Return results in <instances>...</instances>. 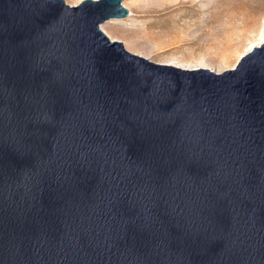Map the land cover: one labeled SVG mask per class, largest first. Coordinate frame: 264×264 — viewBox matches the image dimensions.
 <instances>
[{"label": "water", "instance_id": "1", "mask_svg": "<svg viewBox=\"0 0 264 264\" xmlns=\"http://www.w3.org/2000/svg\"><path fill=\"white\" fill-rule=\"evenodd\" d=\"M121 2L0 0V264H264V40L156 63Z\"/></svg>", "mask_w": 264, "mask_h": 264}, {"label": "rangeland", "instance_id": "2", "mask_svg": "<svg viewBox=\"0 0 264 264\" xmlns=\"http://www.w3.org/2000/svg\"><path fill=\"white\" fill-rule=\"evenodd\" d=\"M64 1L73 5L82 0ZM182 1L186 6L173 12L177 19L175 26L176 22L166 20L161 28L147 30L143 23L136 21L133 24L126 18L117 19L115 24L127 31L174 32L177 46L151 52L154 55L149 60L153 62L180 61L192 66L206 65L215 70L230 68L231 65H224L225 61L236 63L240 53L264 34V9L258 12L252 9L254 6L263 7L264 0ZM173 2L170 0L169 4ZM128 12L130 14L129 9ZM136 18L145 19L140 16Z\"/></svg>", "mask_w": 264, "mask_h": 264}, {"label": "bare ground", "instance_id": "3", "mask_svg": "<svg viewBox=\"0 0 264 264\" xmlns=\"http://www.w3.org/2000/svg\"><path fill=\"white\" fill-rule=\"evenodd\" d=\"M169 1L170 0H126L122 2V5L130 11L129 17H126L130 23L135 24L136 21H138L143 23L145 25V29L148 30L149 28H161L166 20H172L174 23L177 21L173 12L183 8V6H186V4L182 0H174V2L170 5ZM172 1L173 0H171V2ZM252 9L254 11L257 10L258 12L260 9H264V5L260 8L254 6ZM138 16L147 19L139 20L136 18ZM115 21H117V19L106 20L101 23L99 27L108 37H110L111 40L121 41L123 46L129 49V51L141 55L147 59H151L154 55L153 53L151 54V52L157 49H169V47L177 46L178 40L175 38V35H173L174 32H166L165 34H161L162 32L160 31H127L117 26ZM176 24L177 22L174 24V26ZM263 40L264 34L261 38L252 42L248 48L245 49V51L240 53L239 57L248 52L251 48L259 45ZM159 63L165 65H174L184 69L206 68L216 73L223 71L215 70L206 65L192 66L190 63H183L180 61L178 62L168 60ZM224 65H231V67H233L235 63H230V60H226Z\"/></svg>", "mask_w": 264, "mask_h": 264}]
</instances>
